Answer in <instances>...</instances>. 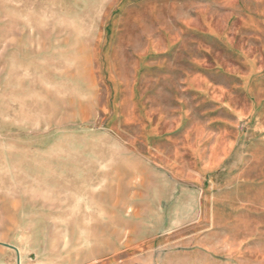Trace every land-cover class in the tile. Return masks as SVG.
Here are the masks:
<instances>
[{
    "label": "rangeland",
    "instance_id": "1",
    "mask_svg": "<svg viewBox=\"0 0 264 264\" xmlns=\"http://www.w3.org/2000/svg\"><path fill=\"white\" fill-rule=\"evenodd\" d=\"M259 80L264 0H0V264H227Z\"/></svg>",
    "mask_w": 264,
    "mask_h": 264
},
{
    "label": "crops",
    "instance_id": "2",
    "mask_svg": "<svg viewBox=\"0 0 264 264\" xmlns=\"http://www.w3.org/2000/svg\"><path fill=\"white\" fill-rule=\"evenodd\" d=\"M244 89L253 97V104H259L257 107L254 105L252 112L248 113H251V119L244 123L246 132L240 133L232 128L234 136L225 140L245 142V159L233 166L225 185L209 198L211 203L223 206V212L227 215L225 220L235 226V234L232 235L238 238L236 244L230 249L223 247V251H217L222 258L230 259L227 264H251L243 259L249 252L246 250V253L245 249L250 244V238L257 236L256 222L264 218V80L247 85ZM233 115L235 119L232 124L239 125L241 112ZM228 152L234 153V148L221 150L219 156H225Z\"/></svg>",
    "mask_w": 264,
    "mask_h": 264
}]
</instances>
